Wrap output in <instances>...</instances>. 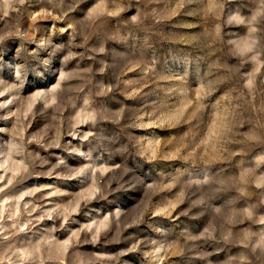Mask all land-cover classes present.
Returning <instances> with one entry per match:
<instances>
[{"label":"rangeland","instance_id":"1","mask_svg":"<svg viewBox=\"0 0 264 264\" xmlns=\"http://www.w3.org/2000/svg\"><path fill=\"white\" fill-rule=\"evenodd\" d=\"M0 264H264V0H0Z\"/></svg>","mask_w":264,"mask_h":264}]
</instances>
